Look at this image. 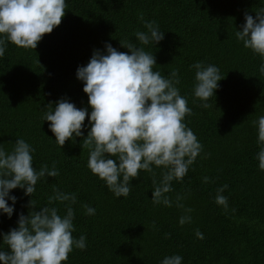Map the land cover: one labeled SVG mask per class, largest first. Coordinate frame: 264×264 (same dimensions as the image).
<instances>
[{
  "label": "trees",
  "instance_id": "1",
  "mask_svg": "<svg viewBox=\"0 0 264 264\" xmlns=\"http://www.w3.org/2000/svg\"><path fill=\"white\" fill-rule=\"evenodd\" d=\"M66 5L60 25L44 34L36 49L6 41L0 58V144L11 152L23 138L35 149L34 168L46 164L59 170L57 177H41L32 196L19 187L11 190L17 201L11 218L0 214V250L10 251L3 234L18 227L21 213L48 206L63 216L70 205L75 211L72 235H85L86 247H73L62 264H160L173 254L183 257L182 264H264V171L258 167V126L253 123L264 116V58L235 35L246 22L245 13L255 19L264 0H66ZM153 20L164 39L142 45L135 32H147L144 21ZM128 40L152 52L154 69L163 75L179 70L177 87L192 109L184 122L202 145L187 175L171 182L165 194L171 206L152 200L164 169L141 171L131 181L130 194L116 197L87 167L93 146L84 139L90 125L60 148L50 122L42 119L47 106L61 98L88 108L90 115L77 68L90 61L94 50L106 51V42L130 54L120 43ZM197 61L216 65L223 78L207 107L194 96L191 66ZM223 185L228 186L223 192L227 208L215 202ZM55 189L75 193L77 202L49 203ZM85 204L95 214H87ZM186 215L191 221L181 225Z\"/></svg>",
  "mask_w": 264,
  "mask_h": 264
},
{
  "label": "clouds",
  "instance_id": "2",
  "mask_svg": "<svg viewBox=\"0 0 264 264\" xmlns=\"http://www.w3.org/2000/svg\"><path fill=\"white\" fill-rule=\"evenodd\" d=\"M67 8L66 0H0V58L4 57L10 41L23 48L36 49L44 34L51 33L60 25ZM143 20V15L140 17ZM242 30L235 35L245 48L264 58V9L256 12V18L245 13ZM145 31H136L135 37L142 45L159 44L165 32L156 21H144ZM130 50L118 51L111 43H105L106 51L94 50L90 61L77 68L76 76L84 83L83 91L88 95L91 107L78 108L69 99L61 98L49 104L43 114V121L55 135L56 143L62 148L65 142L84 135L82 129L90 125L84 144L93 146L87 167L103 180L116 197H127L131 181L141 171L154 174V166L164 169L162 180L152 191L153 203L163 202L171 206L165 195L172 190L173 180H182L188 173L202 145L193 130L184 122L192 109L188 100L181 95L179 70L169 75L155 70L154 54L131 40L121 42ZM195 69L194 96L205 102L215 96L219 81L223 78L214 64L205 65L197 61ZM264 73V63L260 66ZM54 106V107H53ZM88 117V125L84 121ZM258 126L257 154L259 169L264 171V116L253 121ZM35 149L23 138H17L14 148L8 152L0 144V214L9 218L15 210L17 197L10 195L17 187L25 195L36 192L41 177H57L59 170L45 164L39 170L33 167ZM205 182L209 177H204ZM153 183H156L155 179ZM227 185L217 189L215 202L228 207V198L223 195ZM9 200L12 201L9 204ZM77 202L75 193L54 190L49 197L53 201ZM32 205V200L30 201ZM87 214L96 209L83 205ZM191 212V209H187ZM75 211L69 205L61 216L56 207L43 206L39 211L19 215L18 227L3 234V243L10 251L0 250L3 264H62L66 262L73 247L84 249L86 236L76 239L72 233ZM191 221V216H182L181 225ZM196 235L203 238L197 230ZM179 254L165 256L160 264H182Z\"/></svg>",
  "mask_w": 264,
  "mask_h": 264
}]
</instances>
